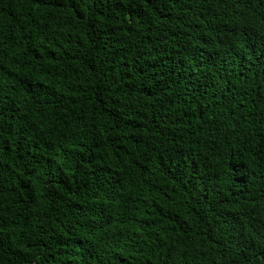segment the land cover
Here are the masks:
<instances>
[{
	"label": "trees",
	"instance_id": "trees-1",
	"mask_svg": "<svg viewBox=\"0 0 264 264\" xmlns=\"http://www.w3.org/2000/svg\"><path fill=\"white\" fill-rule=\"evenodd\" d=\"M0 264H264V0H0Z\"/></svg>",
	"mask_w": 264,
	"mask_h": 264
}]
</instances>
